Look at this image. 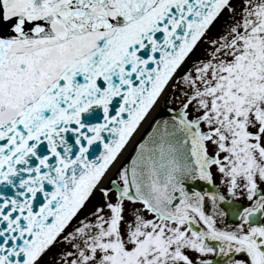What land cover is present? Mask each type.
Segmentation results:
<instances>
[{
	"label": "snow or ice",
	"instance_id": "snow-or-ice-1",
	"mask_svg": "<svg viewBox=\"0 0 264 264\" xmlns=\"http://www.w3.org/2000/svg\"><path fill=\"white\" fill-rule=\"evenodd\" d=\"M0 264H264V0H0Z\"/></svg>",
	"mask_w": 264,
	"mask_h": 264
},
{
	"label": "bare ground",
	"instance_id": "bare-ground-1",
	"mask_svg": "<svg viewBox=\"0 0 264 264\" xmlns=\"http://www.w3.org/2000/svg\"><path fill=\"white\" fill-rule=\"evenodd\" d=\"M148 127L147 125L144 126V128L141 130V133L139 135H137L133 141V144L132 145H129L128 149L126 150L125 154H124V157H123V160L124 162L126 163L127 159L129 158V156L131 155L132 153V147L134 146V143L139 140L141 138V136H143L146 131H148Z\"/></svg>",
	"mask_w": 264,
	"mask_h": 264
},
{
	"label": "water",
	"instance_id": "water-1",
	"mask_svg": "<svg viewBox=\"0 0 264 264\" xmlns=\"http://www.w3.org/2000/svg\"><path fill=\"white\" fill-rule=\"evenodd\" d=\"M232 221L231 220H229V223H231Z\"/></svg>",
	"mask_w": 264,
	"mask_h": 264
}]
</instances>
